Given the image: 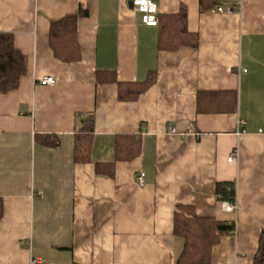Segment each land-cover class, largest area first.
Returning <instances> with one entry per match:
<instances>
[{
	"label": "crops",
	"instance_id": "obj_1",
	"mask_svg": "<svg viewBox=\"0 0 264 264\" xmlns=\"http://www.w3.org/2000/svg\"><path fill=\"white\" fill-rule=\"evenodd\" d=\"M152 1L158 14L186 9L197 47L159 49V27L145 25L131 0H0V32L12 33L27 65L18 86L0 93V264L31 256L40 264H179L178 207L235 222L212 246L211 264H253L264 232V0H242L231 13L202 10L201 0ZM80 7V56L64 62L49 46V25ZM98 71L122 83L154 78L122 100ZM43 76L55 83H38ZM232 89L235 110H198L199 91ZM220 98L227 108L230 99ZM88 114L90 156L78 163L74 133ZM119 135L138 137L140 154L98 172L96 164L114 161ZM220 181L235 184V212L215 197Z\"/></svg>",
	"mask_w": 264,
	"mask_h": 264
},
{
	"label": "trees",
	"instance_id": "obj_2",
	"mask_svg": "<svg viewBox=\"0 0 264 264\" xmlns=\"http://www.w3.org/2000/svg\"><path fill=\"white\" fill-rule=\"evenodd\" d=\"M215 2L216 0H201L200 6L204 10ZM84 14H86V10L80 7L77 13L65 15L50 22L48 41L56 58L64 62L75 61L79 58L80 50L76 24L78 17ZM186 18L187 13L184 7H181L176 13L157 14V27H159L157 45L159 49H176L183 45L197 47L198 35L188 30ZM26 69V57L15 47L12 33L0 32V93L15 89ZM153 78L154 76L150 73L143 82L122 83L117 81L113 71H98L96 73L98 82L117 83L118 97L122 100L136 98L152 84ZM220 96H226L230 99L227 101V108L219 106L222 99ZM197 104L198 110L202 112L212 107L221 111L235 110L236 90L199 91ZM93 132L94 115L88 114L79 120V125L74 133L75 162L81 163L89 160ZM42 137L45 143L56 144L54 135ZM140 150L141 142L138 137L119 135L115 140L114 161L103 164L98 163L96 168L98 172H111L115 161L131 160L140 154ZM235 195L234 182L220 181L215 184V197L218 201L233 202ZM232 229L233 226L225 221L211 217H200L190 211L188 207H178L174 213V232L184 240V248L178 258V263L211 264L212 246L222 234L230 233ZM263 237L264 232L261 233L253 264H263Z\"/></svg>",
	"mask_w": 264,
	"mask_h": 264
},
{
	"label": "built area",
	"instance_id": "obj_3",
	"mask_svg": "<svg viewBox=\"0 0 264 264\" xmlns=\"http://www.w3.org/2000/svg\"><path fill=\"white\" fill-rule=\"evenodd\" d=\"M132 8L141 14V20L145 25L148 26H156L158 24L157 14L158 9L157 5L152 0H131ZM242 7V0H234V2H227V0H216L213 4V10L216 12H224V13H231L234 11H240ZM244 71V69H242ZM38 83L43 85H53L55 83V78L53 76H43L38 79ZM243 121H238V126L242 127ZM171 133L177 134V130L174 127L169 129ZM190 129L188 128L186 132L179 133L182 135L190 133ZM232 157L230 156L228 160L230 161ZM144 180V173L140 171L136 176V183L142 184ZM222 208L226 212H235L237 209V205L235 200L232 202L223 201ZM229 224L233 226L231 232H234L235 222L230 221ZM41 259L39 257L31 256L28 259L27 264H40Z\"/></svg>",
	"mask_w": 264,
	"mask_h": 264
}]
</instances>
